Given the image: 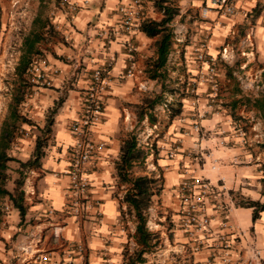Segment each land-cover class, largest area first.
<instances>
[{
    "label": "crops",
    "instance_id": "crops-1",
    "mask_svg": "<svg viewBox=\"0 0 264 264\" xmlns=\"http://www.w3.org/2000/svg\"><path fill=\"white\" fill-rule=\"evenodd\" d=\"M70 1L77 6L73 13L59 0H0L1 19H8L9 30L20 29L13 94L19 83L15 67L26 49L27 36L43 37L36 42L39 54L34 59L44 58L50 68L57 70L49 86L35 84L28 88L31 120L19 123L36 128L38 135L20 139L17 159L25 161L32 156L36 138L52 109L54 122L40 165L24 170L26 213L22 220L7 202L0 223V264H38L34 259L38 253L49 257L44 264H122L125 251L131 254L139 248L133 236L134 218L121 201L124 185L117 183L115 170L121 140L128 133L135 134L138 145L148 151L141 173L154 172L162 177L161 192L153 198L146 224L158 235V247L152 253L158 262L208 264L214 256L218 259L206 244L193 249L197 242L181 226L177 188L182 180L197 176L215 188H223L217 199L225 209L218 210L217 200L210 198L207 211L214 218L213 228L219 227L222 219L234 231H242L235 239L233 256L242 259L240 264H264V210L253 219V208L239 204L245 200L264 201V121L259 111L247 103V99L264 94V0H238L235 15H218L210 10L205 20L200 11L210 0H172L179 7L176 17L183 21L180 27L188 28V36L196 40V45L204 28L211 26L207 53L216 57L219 90L212 97L211 85L198 78L195 94L185 98L181 114L166 122L157 119L154 124L147 116L138 120L134 106L143 97L161 92H147L155 80L144 71L146 61L154 55V38L147 37L139 27L132 33L122 30L118 8L130 0ZM142 6L144 18L160 17L152 0H142ZM173 33L171 50L180 41L175 29ZM7 38L10 33L6 34L0 55V117L4 101L2 56ZM190 47L184 44L185 57L180 63L191 72L188 79L196 80L193 76L201 70L186 55L185 48ZM132 63L134 73L127 76ZM97 68L107 69L111 78L103 94L100 121L90 132L104 147L95 153L89 171L94 206L78 217L70 210L67 170L74 140L70 126L82 114L86 89ZM135 114L136 122L145 119L149 129L165 123L161 133H155L157 145L141 141L132 130ZM195 122L203 135L193 128ZM2 124L0 119V131ZM213 159L217 167L211 170ZM78 245L82 252L77 251ZM253 250L259 251V258H254Z\"/></svg>",
    "mask_w": 264,
    "mask_h": 264
},
{
    "label": "trees",
    "instance_id": "trees-1",
    "mask_svg": "<svg viewBox=\"0 0 264 264\" xmlns=\"http://www.w3.org/2000/svg\"><path fill=\"white\" fill-rule=\"evenodd\" d=\"M153 7L160 13L159 18L145 17L140 20L139 29L147 37L154 38V55L147 61L144 68L146 76L160 84L161 92L152 96L143 97L142 101L135 104L137 109V119H143L147 116L150 124H154L157 118L153 110L159 104H165L168 121L172 120L183 110V99L190 97L188 84L183 85L182 89L170 88L165 89V80L167 77L166 64L173 44V28L171 22L179 15V7L172 0H152ZM41 35L34 34L32 37L27 36L25 39L26 49L21 54L15 67V72L19 77V83L15 88L13 99L9 105V116L1 127L0 131V223L7 210V202L17 210L20 220L26 213L24 202V170L27 167H37L40 165L41 158L45 155L44 148L47 145L48 137L51 134L53 125L54 110L46 118L42 134L37 136L32 156L25 160L14 158L10 154L11 144L15 138L17 124L20 120L26 119L19 114L18 106L24 100L28 88L34 83L29 81L28 70L31 67L34 57L39 54L36 48V42ZM178 95L174 101L167 102L164 92ZM256 110L259 111L261 119L264 121V94L259 95L253 100L247 99ZM148 151L138 145L136 135L128 133L121 140L118 160L115 162L117 183L124 185V194L122 202L127 204V211L133 216L135 221L134 239L139 248L128 254L126 251L123 255L122 264H143L145 262L144 254L148 253L152 247L157 244L158 235L147 228L148 210L153 202V198L158 196L162 189L161 176L156 177L154 172L150 174L141 173L144 170V162ZM15 161L18 166L15 168L17 176L12 180V188L7 184L11 180L10 162ZM242 206L252 207V218L255 219L258 212L264 210V201L245 200L239 203Z\"/></svg>",
    "mask_w": 264,
    "mask_h": 264
},
{
    "label": "built area",
    "instance_id": "built-area-1",
    "mask_svg": "<svg viewBox=\"0 0 264 264\" xmlns=\"http://www.w3.org/2000/svg\"><path fill=\"white\" fill-rule=\"evenodd\" d=\"M238 0H210L209 4L201 7L200 17L205 20L207 13L214 10L218 15L233 16L237 13ZM62 7L70 13L76 11L77 6L70 0H59ZM118 11L121 15L122 30L125 33H132L139 27L140 20L144 18L142 0H130L128 4L119 6ZM212 28H204V33L199 44L194 46L191 51L194 60L200 66L199 78L211 85L212 97L218 94V70L216 57L207 53L208 43L212 36ZM132 49V47H129ZM224 52V51H223ZM57 70L49 67L44 58L33 61L28 70L29 81L41 86H47L51 83V76L56 74ZM134 73V64L128 67L126 75L131 76ZM192 84V83H190ZM111 85V78L108 70L97 68L93 71L90 84L86 89L83 103L82 114L77 117L70 126L74 136L70 147V163L67 170L69 185L71 189L70 210L75 216L83 217L94 204L90 198V178L89 171L92 160L100 149L104 147L102 141H96L90 134L92 127L100 121L103 108V94ZM190 91L195 93L196 86L192 85ZM193 128L203 135L200 125L195 122ZM172 156L173 153L171 152ZM189 155V154H188ZM217 167L216 159H213L210 169ZM222 187L215 188L211 183L201 177L191 176L180 182L177 188V194L181 205V226L185 232L191 234V238L197 243L193 249L198 248V244H206L216 253L208 260V264H240L242 259L234 257L236 252L235 239L241 235L242 231H234L231 225L225 220H220L219 227H212L214 218L207 211L209 199L217 200L218 210H224V204L217 198L221 195ZM52 213V210L48 211ZM230 230H232L230 232ZM199 235V236H198ZM81 245L77 246V251L82 252ZM218 255V256H217ZM254 258H259L258 250H253ZM35 262L44 264L49 261L45 254H36Z\"/></svg>",
    "mask_w": 264,
    "mask_h": 264
},
{
    "label": "rangeland",
    "instance_id": "rangeland-1",
    "mask_svg": "<svg viewBox=\"0 0 264 264\" xmlns=\"http://www.w3.org/2000/svg\"><path fill=\"white\" fill-rule=\"evenodd\" d=\"M181 22H183V21L180 20V18H178V17H175L173 19V21L171 22V26H172L173 30L174 29L176 30V33H177L180 41L175 42L176 46L173 47V49L171 50V53L169 54V57H168V62H167L168 64L166 67L167 77H166V80L164 82L166 85L165 89L177 88V87L182 89L183 85H187V79L191 77V75H190L191 72H189V71L187 72V69L183 68L182 64L180 62L182 61L181 60L182 56L185 57L184 54L182 53V49H184L183 48L184 44L191 46L190 48L192 49L194 46H196V44L194 43V42H196V40H193L192 38H190L188 36V34H189L188 28L182 29L180 27L179 24ZM9 27H10V23H9L8 19L3 18V20H2L0 17V55L3 54L2 50L4 47L2 46V44L5 42L6 34L10 33V38H7V45H6L5 54L2 56L4 73L2 76L3 86H2L1 94H2L4 101L2 103L3 108L1 109L2 110V112H1L2 116L0 117L1 122H4L6 119H8L9 105L11 104L12 99H13V96H12V94H13V90H12L13 81L15 79V77L13 75L14 74L13 73L14 72L13 67H14L15 57L19 55L18 54V47H19V39H20V35H19L20 29L15 28V29L9 30ZM190 48H185L186 49L185 50L186 55L188 56V59H190L195 64L196 69L200 70V66L194 60L193 54H192V51ZM198 76H199V71L197 72V74H195L193 76L196 80L188 79L189 85H187V86L189 88L188 91L190 93V96L195 94V93L190 91V88L192 85L196 86V84H197L196 81L199 78ZM190 83H192V84H190ZM36 85L41 86L39 84H36ZM47 86H49V85H47ZM47 86H42V87H47ZM160 89H161L160 84L153 81L149 85V87L147 88V92L152 95V94L156 93V91L160 92ZM29 92H30V90H29ZM29 92L26 93L23 102L19 104L18 109H17L19 114L22 115L25 119H27V121L31 120L29 118V113L31 112V107H32L30 102L27 99ZM164 97L169 102L170 101L172 102V101H174L175 98H178L179 96L176 94L172 95L168 91H166V92H164ZM185 100L186 99L182 100L183 104L186 103ZM212 103H216L218 105L221 104L219 102H214V101ZM163 109H165V106L163 104H159L157 106V108L153 110V114L157 119L166 122V121H168V117H167L168 114H167V112H164ZM133 110H134V107H133ZM132 124H133L132 130L135 131L136 134L140 135V136H138L139 139L141 141H148L149 143L152 144L151 146H153L154 144L157 145L155 143V140H156L158 135L155 136V133L160 134L161 129H163V127L165 125V123H164L161 125H157V128L152 127L151 129H149L150 125L145 119L142 122H136V114L132 120ZM27 125H28V123H24L22 125H21V123L17 124V131H16V137L17 138H15L13 140V142L11 144V149H10V154L16 159L18 157L17 147L19 146L20 139L32 137L34 134L38 135L36 128H30ZM41 134L42 133H39V135H41ZM48 136H50V135H48ZM32 138H34V137H32ZM17 166H18L17 162H15V161L10 162L9 173H10L11 180L7 184L8 188H10V189L13 186L12 180L17 176V172L15 171V168ZM156 172L159 173L157 170H156ZM155 217H156V215H155ZM158 242H159V240L157 241V243ZM157 247H158V244H156L154 247H152L150 249V251L147 253L148 257L144 255L145 262L147 260L151 261L147 264H162V261H160V262L157 261L155 254H154V256L152 255V253L156 251Z\"/></svg>",
    "mask_w": 264,
    "mask_h": 264
}]
</instances>
